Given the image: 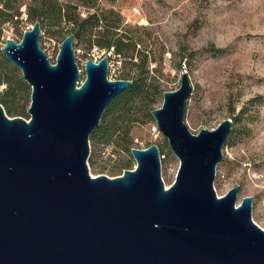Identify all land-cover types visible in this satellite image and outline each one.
<instances>
[{
	"label": "water",
	"instance_id": "water-1",
	"mask_svg": "<svg viewBox=\"0 0 264 264\" xmlns=\"http://www.w3.org/2000/svg\"><path fill=\"white\" fill-rule=\"evenodd\" d=\"M39 34L35 20L0 47L31 88L28 119L0 103V264H264L252 196L236 203L238 184L214 189L232 120L188 129L187 71L151 109L179 159L173 182L164 187L155 142L130 147L133 167L91 175L89 134L132 80L108 78V53L86 58L81 79L73 33L54 62Z\"/></svg>",
	"mask_w": 264,
	"mask_h": 264
},
{
	"label": "rangeland",
	"instance_id": "rangeland-1",
	"mask_svg": "<svg viewBox=\"0 0 264 264\" xmlns=\"http://www.w3.org/2000/svg\"><path fill=\"white\" fill-rule=\"evenodd\" d=\"M58 1L76 6L81 16L95 8L118 12L122 30L128 29L137 40L131 59L139 62L147 58V67L156 74L162 91L176 88L181 72L187 71L192 88L184 121L191 132L213 128L222 119L231 118L223 158L216 164L214 189L220 196L238 184L236 203L251 195L252 220L264 228V0H96L94 7L80 0ZM32 2L11 0L13 7L7 10L14 15L0 17L1 35L13 31L21 37L33 23L27 17V6ZM61 25H66L64 19ZM55 30L41 26L38 38L52 62L66 35ZM72 46L81 79L85 59L98 60L104 53L109 54L108 78H117L122 62L112 47L107 50L93 45L87 49L83 42H72ZM5 85L2 82L0 89ZM162 91L153 107L161 104ZM22 116L28 119L27 108ZM128 136V149H123V140L117 144L90 143L93 162L87 158L89 173L119 174L125 167L116 164L128 159V167L135 165L131 146L155 142L162 154L161 176L167 188L175 178L179 159L152 114L135 120Z\"/></svg>",
	"mask_w": 264,
	"mask_h": 264
},
{
	"label": "trees",
	"instance_id": "trees-1",
	"mask_svg": "<svg viewBox=\"0 0 264 264\" xmlns=\"http://www.w3.org/2000/svg\"><path fill=\"white\" fill-rule=\"evenodd\" d=\"M80 1L89 7L96 5V0ZM1 2L3 3L2 7L0 6V17L8 18L14 15L7 10L13 7L11 0H0ZM27 7V17L33 22L38 20L40 27H54L55 31L63 34L73 33V43L83 42L87 49L93 45L107 50L112 47L118 53L122 66L117 78H129L132 84L107 104L98 125L89 134V143L92 145L117 144L123 140V149H128L127 144L130 141L128 133L131 124L138 118L151 115L152 104L162 89L157 82L156 74L153 71L150 72L147 67V58L140 59L139 62L131 59V51L134 50L137 40L128 29L122 30L120 14L112 9L105 11L95 8L86 16H81L75 10L76 6H72L69 2L61 3L58 0H33ZM63 19L66 25L62 26ZM133 67L135 72L131 73ZM2 82L6 85L0 89V103L5 112L9 116L25 115L31 88L22 78L19 68L11 63L0 50V84ZM88 161L93 162L91 153ZM129 165L128 159L116 164L121 168H127Z\"/></svg>",
	"mask_w": 264,
	"mask_h": 264
},
{
	"label": "built area",
	"instance_id": "built-area-1",
	"mask_svg": "<svg viewBox=\"0 0 264 264\" xmlns=\"http://www.w3.org/2000/svg\"><path fill=\"white\" fill-rule=\"evenodd\" d=\"M14 17L17 18L18 16L15 15ZM7 22H9V21H7ZM7 22H6V23H7ZM11 31H12V30H11ZM21 36H22V35H21ZM6 38H12V39H14V40H19L21 37L19 38V36H15V35L13 34V31L10 32V33L2 34V35H1V38H0V47H1V45L4 44V41H5ZM78 69L80 70V67H79V66H78ZM140 147H144V146H140Z\"/></svg>",
	"mask_w": 264,
	"mask_h": 264
}]
</instances>
